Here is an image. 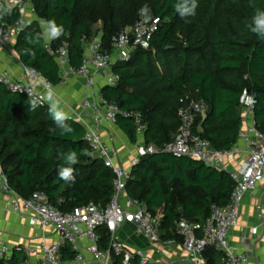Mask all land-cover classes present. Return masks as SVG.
<instances>
[{"label":"trees","instance_id":"trees-1","mask_svg":"<svg viewBox=\"0 0 264 264\" xmlns=\"http://www.w3.org/2000/svg\"><path fill=\"white\" fill-rule=\"evenodd\" d=\"M179 0H34L35 12L44 20L55 19L63 34L52 47L67 44L72 65L80 67L85 43L95 36V23L102 21V43L112 51L114 35L133 25L138 12L148 6L160 19L151 47H137L128 60H118L113 69L120 76L117 85L101 93L132 115H119L117 123L132 143H137L136 117L142 114L146 145L158 151L139 157L127 182L126 191L160 220V236H175L182 218L204 224L212 206L228 204L235 180L230 173L208 167L203 161L163 151L180 125V100L191 96L208 106L199 117L200 134L217 150L230 149L239 140L242 126L240 97L245 89L255 93L257 127L264 132V40L247 29L254 14L250 0H198L195 17L186 22L178 15ZM264 9V0H251ZM10 9L0 1V11ZM19 19L17 9L0 16L9 25ZM40 31L37 22L27 24L15 42L21 63L38 71L45 80L61 82L60 68L46 47V41L31 45L26 36ZM32 49L35 55L25 53ZM23 94L0 84V163L10 186L23 197L35 191L45 193L62 211H71L93 201L105 207L115 190V174L96 157L85 130L75 118L66 121L73 129L61 134L49 114V104L31 108ZM74 150L79 162L73 165L74 182L59 179L58 168L65 154ZM86 150L87 154H83ZM99 246L109 248L110 232L98 228ZM76 252L64 241L60 258L71 260ZM207 264H225L214 246L204 252ZM114 264H123L113 254ZM0 264H28L22 251L15 250ZM133 264H140L134 259Z\"/></svg>","mask_w":264,"mask_h":264},{"label":"built area","instance_id":"built-area-1","mask_svg":"<svg viewBox=\"0 0 264 264\" xmlns=\"http://www.w3.org/2000/svg\"><path fill=\"white\" fill-rule=\"evenodd\" d=\"M0 1L19 12V19L15 23L9 25L0 23V50L3 48L12 50L30 17L36 15L35 4L34 0ZM159 24V18L151 17L146 10H142L135 27L130 30L126 28L113 36L112 51L105 48L102 36L87 40L80 67L72 65L66 43L53 48L52 41H46L48 52L55 57L59 65L60 83L74 77H82L89 88L82 102L84 112L75 117L84 127V139L93 154L115 174V190L105 207L91 201L65 212L54 206L43 192L35 191L28 197L16 192L10 186L8 176L0 163V190L11 194V209L22 214L30 225L38 226L44 235L46 229L53 226L60 236L59 240L52 243L44 239L40 248L0 245V259H10L14 251L18 250L27 257L28 264H31V257L38 252L42 254L43 264H63L60 251L63 242L68 241L76 252L68 264H89L85 251L91 254L96 264H114L113 254L121 257L123 264H133L136 257H140L141 264H148L149 257L145 251L132 249L118 236V231L126 223H131L136 226L137 232L150 242L161 241L159 218L146 210L137 198L129 196L126 191L127 182L139 157L158 150L154 144L145 145L141 148L140 156L131 157L128 166L124 164L119 150L106 140L103 129L107 126L111 130L118 125L119 115L132 113L121 110L116 102L106 98L100 90L96 93V85L99 78H103L107 85H117L120 76L113 69L114 63L130 59L137 47L149 49L151 38L158 30ZM0 84L31 100H37L41 105L48 104L44 95L49 87H53V84L45 80L38 71L23 64L21 76H14L8 70L0 69ZM37 84H41L44 90L38 89ZM255 104V93L245 89L240 97L242 126L239 140L230 149L217 150L198 131L197 120L199 117H206L208 109L206 103L191 96L180 100L178 110L180 125L174 140L168 143L163 151L203 162L212 161L216 168L227 171L235 180L228 204L213 205L211 216L204 224L188 222L184 218L178 223L183 248L194 264H207L204 252L208 246H214L222 252L225 264H246L249 260V252H238L231 247L229 234L239 224L245 197L264 181V132L257 127ZM134 115L137 132L141 136L145 131L142 114ZM101 226L107 227L111 234L109 248L106 250L99 246L98 228Z\"/></svg>","mask_w":264,"mask_h":264},{"label":"crops","instance_id":"crops-1","mask_svg":"<svg viewBox=\"0 0 264 264\" xmlns=\"http://www.w3.org/2000/svg\"><path fill=\"white\" fill-rule=\"evenodd\" d=\"M42 20L44 19L39 18L36 14L30 17L29 23L37 22L40 26ZM14 47L12 50L7 48L0 50V69L8 70L14 76H21L22 63ZM105 86H107L105 80L99 78L96 93ZM36 87L44 90L41 84H37ZM52 88L55 89L68 117L76 119L77 114L84 112L82 102L89 88L82 77L71 78L66 82L53 85ZM198 131H202L201 125L198 126ZM103 132L106 140L119 150L124 164H128L131 157L137 156L134 146L137 147L140 137L142 136L144 139V135L139 136L137 143H132L119 125L111 130L105 126ZM11 200V194L0 190V245L40 248L44 239L48 243L60 239L59 233L53 226L47 228L44 235L38 226L30 225L22 214L11 209ZM254 229L255 231H253ZM118 236L132 249L144 250L149 257L148 264H194L188 258L182 242L175 236L163 238L158 243H152L145 236L139 234L136 226L131 223L122 226L118 231ZM229 242L235 251L249 252L250 257L246 264H264V181L245 197L239 224L230 231ZM85 257L89 264H96L89 252L85 251ZM136 259L140 263V257H136ZM61 261L63 264H68L70 260L61 259ZM30 263L43 264L41 252L32 256Z\"/></svg>","mask_w":264,"mask_h":264},{"label":"clouds","instance_id":"clouds-1","mask_svg":"<svg viewBox=\"0 0 264 264\" xmlns=\"http://www.w3.org/2000/svg\"><path fill=\"white\" fill-rule=\"evenodd\" d=\"M199 7L198 0H179L175 5V10L181 19L186 22L188 18L195 17L197 9ZM250 7L254 9V14L251 20L247 23V29L251 33L255 34L259 39L264 40V9L258 7L254 2L250 0ZM10 12V9H3L0 11V16L6 15ZM64 32L62 24H58L55 19L42 20L40 22V31L35 34H29L26 36L27 43L31 45L39 44L41 41H52L58 39ZM26 54L35 55L32 49H25ZM44 99L49 104V114L52 117L53 122L60 129L61 134H69L73 131L72 127L66 122L69 117L67 112L61 105V102L57 96L54 88L49 87L44 95ZM39 106L37 100L31 102V108L34 110ZM83 154H87L86 150ZM65 164L58 168V177L66 182H74V168L72 167L79 162L77 153L72 150L65 154ZM255 231V229L253 230Z\"/></svg>","mask_w":264,"mask_h":264},{"label":"rangeland","instance_id":"rangeland-1","mask_svg":"<svg viewBox=\"0 0 264 264\" xmlns=\"http://www.w3.org/2000/svg\"><path fill=\"white\" fill-rule=\"evenodd\" d=\"M148 7V6H147ZM142 10H146V13L149 15V16H151V17H153V14H152V11H151V9L148 7V8H146V6H144L139 12H138V14H139V17H138V20L136 21V22H134V24L133 25H131V26H129L128 27V30H130V29H132L133 27H135L136 25H137V23L139 22V20H140V16H141V12H142ZM103 28V23H102V21H98V22H96L95 23V36H102V29ZM94 36V37H95ZM116 136V135H115ZM127 142V141H126ZM125 142V143H126ZM127 144V143H126ZM146 144L144 143V139L142 138V136L140 137V139H139V142H138V144H137V147L136 146H134V149H136V154H137V156H140L141 155V148H143L144 146H145ZM146 148V147H145ZM130 161V160H129ZM129 164H127L126 166H128Z\"/></svg>","mask_w":264,"mask_h":264},{"label":"water","instance_id":"water-1","mask_svg":"<svg viewBox=\"0 0 264 264\" xmlns=\"http://www.w3.org/2000/svg\"><path fill=\"white\" fill-rule=\"evenodd\" d=\"M204 163L208 166V167H211V168H214V162L212 161H204Z\"/></svg>","mask_w":264,"mask_h":264}]
</instances>
